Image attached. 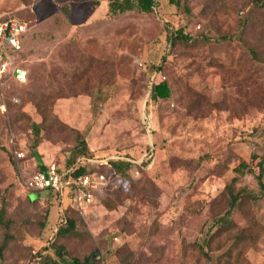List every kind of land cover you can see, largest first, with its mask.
I'll return each instance as SVG.
<instances>
[{
    "label": "rangeland",
    "instance_id": "374dc122",
    "mask_svg": "<svg viewBox=\"0 0 264 264\" xmlns=\"http://www.w3.org/2000/svg\"><path fill=\"white\" fill-rule=\"evenodd\" d=\"M175 1L113 16L109 0H0V19L29 28L24 79L0 83V209L14 222L0 264L62 260L52 243L99 264H264V9ZM178 30L191 40L170 43ZM161 82L171 97L154 102ZM79 134L108 162L93 170L106 184L86 210L72 206L68 236L52 239L58 208L24 183L39 162L66 170ZM112 161L134 164L122 177ZM241 161L250 168L238 188L255 199L222 228ZM5 235L0 227V247Z\"/></svg>",
    "mask_w": 264,
    "mask_h": 264
},
{
    "label": "trees",
    "instance_id": "16d2710c",
    "mask_svg": "<svg viewBox=\"0 0 264 264\" xmlns=\"http://www.w3.org/2000/svg\"><path fill=\"white\" fill-rule=\"evenodd\" d=\"M256 7L263 8L264 9V0H255L254 1ZM170 4L175 5L177 8L180 7V1L170 0ZM158 8V0H109V11L113 16L116 15H122L128 12H137L140 14H151L155 13ZM170 43H174L177 40L182 41H189L188 36L184 35L182 30L178 31H171L170 32ZM24 53L20 54L18 61L21 59L22 55ZM18 65V63H17ZM171 97V89L169 87V84L167 82H161L158 84H153L152 91H151V99L156 102L158 100H168ZM34 135L36 139L40 138L41 135V126L39 124L34 123L32 125ZM79 137V144L78 146L72 151V157H70L68 161V167L74 166L76 163V157L82 156V157H92L90 155V151L88 149L87 143L82 135H78ZM39 145H35V148H37ZM34 156L36 158L39 157L37 153H34ZM133 162L126 161V162H120V161H112L109 163L110 168L117 174L118 176L127 177L128 172L133 168ZM145 165V164H144ZM144 165L142 167H144ZM148 165V162L146 163ZM145 165V166H146ZM40 170L44 171L46 170L45 167L42 165L41 162H39ZM141 166V165H140ZM249 164L245 161H241L237 167L234 168V172L236 173V176L231 180L230 184L226 186L225 192L229 199V206L228 211L223 219H221L219 226L222 228H225L226 226L231 225V216L233 213L240 207L242 202L247 199H255L253 193L249 192L246 188H238V185L241 181V178L246 175V173L249 171ZM88 173V171L85 168L77 169L73 175H83ZM99 173V172H95ZM258 185L260 186V189L262 193H264V160H262L259 163V175L257 177ZM50 192V191H49ZM53 204H56L55 206L58 208V204L55 201V195L50 192V197ZM73 206V193L71 192L69 197L67 198L66 205L64 206V212L66 217H68V214L70 212V209ZM57 222L54 225V229L58 226V222L60 220V214L58 210L57 214ZM7 216V209L5 206H3L0 209V227L4 228L6 230V239L3 245L0 247V261L3 263L4 256H5V249L8 245V241L11 240L13 237L9 234V230L11 229L12 225L14 224L13 221L6 218ZM72 226L71 228H75V223L73 220L68 221ZM68 236V231L63 230L60 228L57 233L53 232L52 239H63ZM51 248L56 250L57 255L60 257V261L51 260L48 262V264H99L100 261L93 259V257H87L84 260L78 259V258H68V254L65 251V248L63 246H56L55 243H52ZM200 251L207 256L204 253V248L199 246Z\"/></svg>",
    "mask_w": 264,
    "mask_h": 264
},
{
    "label": "built area",
    "instance_id": "2783aa9c",
    "mask_svg": "<svg viewBox=\"0 0 264 264\" xmlns=\"http://www.w3.org/2000/svg\"><path fill=\"white\" fill-rule=\"evenodd\" d=\"M28 31V24L23 20L13 17L0 19V83L16 79L17 63L20 54L25 51ZM105 165H108L107 161L80 156L76 159L75 165L66 170L61 171L51 167L26 178L24 187L28 192L50 191L55 195L60 220L54 233H57L67 222L64 206L71 192L73 206L79 212L86 210L92 204L95 192L106 184L105 176L93 170ZM80 168H85L88 173L73 175Z\"/></svg>",
    "mask_w": 264,
    "mask_h": 264
},
{
    "label": "water",
    "instance_id": "95a60500",
    "mask_svg": "<svg viewBox=\"0 0 264 264\" xmlns=\"http://www.w3.org/2000/svg\"><path fill=\"white\" fill-rule=\"evenodd\" d=\"M16 78L23 80L25 77V72L18 70L15 74Z\"/></svg>",
    "mask_w": 264,
    "mask_h": 264
},
{
    "label": "crops",
    "instance_id": "0c3cea01",
    "mask_svg": "<svg viewBox=\"0 0 264 264\" xmlns=\"http://www.w3.org/2000/svg\"><path fill=\"white\" fill-rule=\"evenodd\" d=\"M28 38H29V31H28V36H27V40H28ZM27 40H26V42H27ZM26 44V43H25ZM18 71V70H17ZM16 71V72H17ZM15 78H16V76H15ZM16 79H18V78H16Z\"/></svg>",
    "mask_w": 264,
    "mask_h": 264
}]
</instances>
